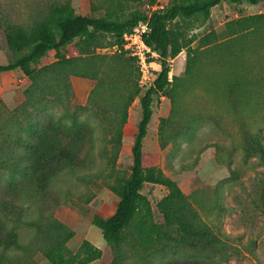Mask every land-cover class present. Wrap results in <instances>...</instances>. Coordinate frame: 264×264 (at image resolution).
Instances as JSON below:
<instances>
[{
    "label": "rangeland",
    "instance_id": "1",
    "mask_svg": "<svg viewBox=\"0 0 264 264\" xmlns=\"http://www.w3.org/2000/svg\"><path fill=\"white\" fill-rule=\"evenodd\" d=\"M175 1L0 0V66L18 58L6 28H28L55 6L69 3L84 16L125 20ZM256 15L263 19L254 31L236 24ZM169 28L193 44L171 61L173 105L165 97L153 104L146 166L180 186L215 244L195 245L165 224L157 204L168 191L160 185H145L152 214L141 207L118 246H109L92 224L97 215L115 213L113 188L133 166L142 107L140 98L128 108L121 99L134 81L142 95L160 71L157 53L143 45L125 50L105 35L91 58L74 46L63 51L85 58L76 67L83 77L66 68L42 77L36 91L20 70L0 76V264H51L49 250L66 246L75 254L84 241L103 252L93 264H264V2L224 0L207 22L178 19ZM139 52L145 72L133 55ZM115 55L125 56L116 71L102 62ZM128 58L135 60L127 66ZM56 61L49 53L38 68Z\"/></svg>",
    "mask_w": 264,
    "mask_h": 264
},
{
    "label": "trees",
    "instance_id": "2",
    "mask_svg": "<svg viewBox=\"0 0 264 264\" xmlns=\"http://www.w3.org/2000/svg\"><path fill=\"white\" fill-rule=\"evenodd\" d=\"M224 0H177L165 10H152L150 12L133 11L125 20L114 19L110 16L89 17L78 14L71 4H62L52 8L44 18L37 20L28 28L23 26H8L6 28V41L9 49L18 58L7 65L0 66V76L4 73L20 70L31 81V87L36 91L41 89L42 77L54 76L57 71L72 69L73 75L85 76L77 67L80 59L91 58L94 51L100 46L102 36H112L114 46L123 48L124 36L146 25L147 30L142 34L143 43L158 54L160 71L151 86L141 95L142 90L138 82L134 81L130 93L121 101L130 107L136 98H140L142 118L138 125V132L131 149L133 166L128 179L113 188L119 197L115 213L107 219L95 216L92 224L97 227L109 246H118L125 231L128 229L141 207L147 209L151 216V204L147 196L142 193L146 184L160 185L167 189V195L157 204L159 212L163 215L168 227H175L178 234L187 239L195 240L196 244L213 245L208 240V234L200 227L198 214L188 202L180 186L167 177L159 168L146 166L144 142L148 135V127L153 118V104L156 98H168L173 105L174 83L177 77L170 80L171 61L176 59L183 51H190L192 39L183 38L175 34L169 25L176 20L189 21L201 17L203 23L211 18L212 10L222 4ZM233 4L248 3L252 6L260 5L264 0H229ZM154 3V2H152ZM263 16L256 15L240 20L236 24L243 30L253 31L257 28ZM252 25L250 29L248 27ZM79 50V56L85 58H67L64 50L71 47ZM55 52L57 61L51 65L38 68L40 61L49 53ZM126 54L122 51L121 54ZM125 57V56H124ZM124 57L115 55L103 58L104 63L110 62L113 70L123 61ZM78 59V60H77ZM128 58L125 64L134 61ZM91 77L89 74H86ZM125 76L130 77L128 73ZM64 77V75H63ZM93 78V77H92ZM99 87L105 86L103 77H97ZM69 78L64 80V84ZM123 115V122L126 121ZM260 209L264 212V189L260 199ZM103 256L101 249L89 241H84L77 253L72 254L66 246H58L48 251L47 260L51 264H93Z\"/></svg>",
    "mask_w": 264,
    "mask_h": 264
},
{
    "label": "built area",
    "instance_id": "3",
    "mask_svg": "<svg viewBox=\"0 0 264 264\" xmlns=\"http://www.w3.org/2000/svg\"><path fill=\"white\" fill-rule=\"evenodd\" d=\"M146 30H147V26L141 25V30L136 29L131 33L125 34L123 48L128 51L129 50L133 51L135 48L138 49L140 45H143L147 51H150V49L143 43V40H142V34L145 33ZM133 55L139 58L141 62V66L143 68V72H145V70L148 69L146 59H145V54L142 52H139Z\"/></svg>",
    "mask_w": 264,
    "mask_h": 264
}]
</instances>
